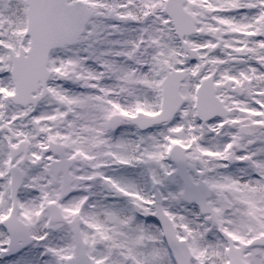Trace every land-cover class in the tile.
<instances>
[{"label":"snow or ice","instance_id":"1","mask_svg":"<svg viewBox=\"0 0 264 264\" xmlns=\"http://www.w3.org/2000/svg\"><path fill=\"white\" fill-rule=\"evenodd\" d=\"M0 264H264V0H0Z\"/></svg>","mask_w":264,"mask_h":264}]
</instances>
